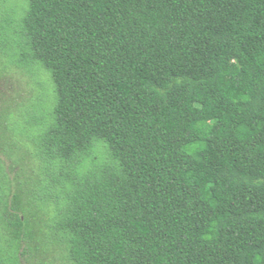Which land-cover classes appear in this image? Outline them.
I'll return each mask as SVG.
<instances>
[{"label": "trees", "instance_id": "16d2710c", "mask_svg": "<svg viewBox=\"0 0 264 264\" xmlns=\"http://www.w3.org/2000/svg\"><path fill=\"white\" fill-rule=\"evenodd\" d=\"M10 1L0 264H264V0Z\"/></svg>", "mask_w": 264, "mask_h": 264}, {"label": "rangeland", "instance_id": "374dc122", "mask_svg": "<svg viewBox=\"0 0 264 264\" xmlns=\"http://www.w3.org/2000/svg\"><path fill=\"white\" fill-rule=\"evenodd\" d=\"M10 2H11V3L14 2V3H17V4H18V3H21V1L19 2L18 0H11ZM23 89H24V88H23ZM2 90H6V89H2ZM6 92H8V91H6Z\"/></svg>", "mask_w": 264, "mask_h": 264}]
</instances>
